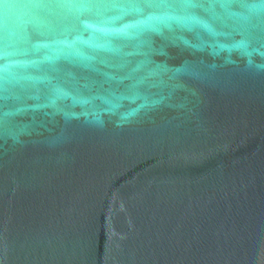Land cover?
I'll use <instances>...</instances> for the list:
<instances>
[{
	"label": "water",
	"instance_id": "95a60500",
	"mask_svg": "<svg viewBox=\"0 0 264 264\" xmlns=\"http://www.w3.org/2000/svg\"><path fill=\"white\" fill-rule=\"evenodd\" d=\"M0 264H264V0H0Z\"/></svg>",
	"mask_w": 264,
	"mask_h": 264
},
{
	"label": "snow or ice",
	"instance_id": "6c2138e0",
	"mask_svg": "<svg viewBox=\"0 0 264 264\" xmlns=\"http://www.w3.org/2000/svg\"><path fill=\"white\" fill-rule=\"evenodd\" d=\"M190 2H191V3H196V2H197V0H190Z\"/></svg>",
	"mask_w": 264,
	"mask_h": 264
}]
</instances>
